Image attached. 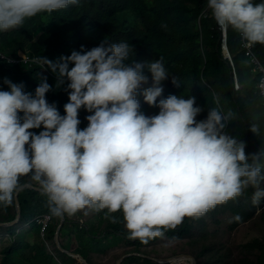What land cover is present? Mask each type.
<instances>
[{"label":"clouds","instance_id":"clouds-1","mask_svg":"<svg viewBox=\"0 0 264 264\" xmlns=\"http://www.w3.org/2000/svg\"><path fill=\"white\" fill-rule=\"evenodd\" d=\"M160 1L165 6L166 0ZM79 2L0 0V32L18 29L39 14ZM200 17H212L220 33L216 51L229 75L220 86L213 85L203 72L197 78L165 67L163 57L128 63L134 49L126 41L108 44L104 40L90 50L81 46L80 51L55 62L43 56L11 58L0 42V61L45 70L34 95L24 91L23 83L8 78L3 83L9 90H0V206H11L14 196L27 184L39 187L40 191L27 188L23 192L39 191L47 198L49 213L34 215L28 226H40L45 239L55 217L62 218L58 227L62 246L83 255L66 244L76 239L73 231L71 236H62L67 216L81 210H107L105 217L113 222L116 218L110 214L122 212L129 239L147 243L157 236V241H171L163 229L178 228L185 217L204 216L249 188L253 204H259L264 199V188L260 187L264 182V151L246 153L245 142L226 129L232 112L242 118L243 113H251L252 97L258 98L264 110V60L254 45L264 44V3L206 0ZM232 30L238 42L234 51ZM144 69L151 73L147 87L149 78ZM52 73L57 77L56 86L67 82L64 115L55 103L46 100V93L52 90L47 77ZM163 80L164 89L160 86ZM142 100L158 107V114L141 112ZM82 107L92 114L86 117L87 127L80 129L78 112ZM261 127L260 123L247 124V136L260 134ZM23 177L36 185L22 183ZM22 219L0 227L16 226ZM68 252L64 253L73 256ZM147 253L125 254L122 264L133 255L156 262L179 254L194 256L188 252L168 257ZM158 263L192 264L190 260Z\"/></svg>","mask_w":264,"mask_h":264},{"label":"trees","instance_id":"trees-1","mask_svg":"<svg viewBox=\"0 0 264 264\" xmlns=\"http://www.w3.org/2000/svg\"><path fill=\"white\" fill-rule=\"evenodd\" d=\"M253 1L264 3V0ZM205 5L206 0H166L165 6L160 0H80L78 5L39 14L26 20L18 29L0 32L1 49L15 59L27 55L43 56L55 62L61 56L71 55L72 51H80L81 46L90 50L104 40L108 44L126 41L134 49L128 63H143L163 57L165 67L178 68L182 74L197 78L203 72L213 85L220 86L228 80V69L216 51L220 33L215 21L212 17H200ZM235 38L232 30L231 46ZM254 45L255 52L264 60V44ZM237 47L238 42L232 50ZM52 74V77H47L52 90L46 93V100L55 103L60 114L64 115V105L68 102V93L64 90L67 82L56 86L57 77ZM143 74L149 78V85L145 87L150 86L151 73L144 69ZM40 77H45V70L41 67L28 70L23 65L14 66L0 61V90H9L3 83L4 78H8L13 83H23L24 91L34 95ZM160 86L165 88V80L160 82ZM140 105V111L147 116L159 112L158 107L150 106L144 100ZM248 111L251 113H243L244 118L232 112L233 118L229 120L226 131L237 140L244 141L245 152L251 154L264 151L263 127L258 135L246 134L247 124L264 126V110L259 106L258 98H251ZM91 114L83 107L79 110L80 129L87 127L86 117ZM261 163L264 164V158ZM21 182L28 183L29 178L23 177ZM29 183L36 185L35 182ZM260 187L264 188V182ZM252 192L249 188L243 195L217 205L204 216L185 217L178 228H167L162 232L170 236L172 242L188 241L187 252L193 254L199 264H264V224L262 233H257L251 226L246 236H238L247 224L264 222V199L253 204ZM20 198L23 206L21 223L0 227V264H84L60 251L56 245L55 235L62 218L55 217L45 239L40 226H28L34 215L49 213L47 198L30 189ZM106 212L85 209L67 216L65 228H70L76 236L70 245L71 250L83 254L91 264H115L125 254L148 255L146 247L156 243L158 236L147 243L129 239L123 213L110 214L116 218L113 222L105 217ZM16 217L15 195L11 206H0V222H10ZM224 237L226 241H222ZM115 249L122 252H114ZM135 262L159 264L139 255L127 258L123 264Z\"/></svg>","mask_w":264,"mask_h":264},{"label":"rangeland","instance_id":"rangeland-1","mask_svg":"<svg viewBox=\"0 0 264 264\" xmlns=\"http://www.w3.org/2000/svg\"><path fill=\"white\" fill-rule=\"evenodd\" d=\"M260 220V219H259ZM263 224L262 220L257 222H252L242 227L238 236L244 237L247 234V230L252 226L257 233L263 232ZM65 235L71 236V230L66 228ZM67 240V238H65ZM222 241H226V237L222 238ZM73 243L72 239L66 241L67 246H70ZM189 249L188 241H180V242H172L170 240L159 239L156 243H153L150 247L147 248L150 253L154 256H172L177 253L187 252ZM118 252H122L118 249Z\"/></svg>","mask_w":264,"mask_h":264},{"label":"water","instance_id":"water-1","mask_svg":"<svg viewBox=\"0 0 264 264\" xmlns=\"http://www.w3.org/2000/svg\"><path fill=\"white\" fill-rule=\"evenodd\" d=\"M27 188L36 189V190L40 191L39 187H35L32 184L25 185L24 189L19 191V192H17V195H16V197H17L16 198L17 199V213H18L17 219L14 222H11V223H0V226H11V225H15L16 223L20 222V220H21V218L23 216V209H22V204H21L19 196ZM64 220H65V216H64ZM56 241H57L58 247L62 251L68 252L67 250L64 249V247L61 244L60 229L58 230V233H57V236H56ZM68 253L73 255V256H77L85 264H90V262L83 255H76V254L71 253V252H68ZM124 259H125V257H123L120 260H118L117 264H122ZM181 260H190L192 262V264H198L197 259L194 256L190 255V254H179V255H176V256H173V257H170V258H167V259H159V260L157 259L158 262H162V263H172V262H177V261H181Z\"/></svg>","mask_w":264,"mask_h":264},{"label":"bare ground","instance_id":"bare-ground-1","mask_svg":"<svg viewBox=\"0 0 264 264\" xmlns=\"http://www.w3.org/2000/svg\"><path fill=\"white\" fill-rule=\"evenodd\" d=\"M263 46V45H262ZM261 50V49H260Z\"/></svg>","mask_w":264,"mask_h":264}]
</instances>
